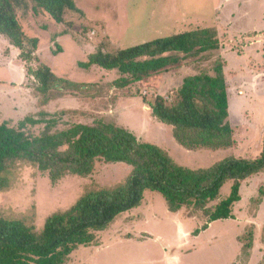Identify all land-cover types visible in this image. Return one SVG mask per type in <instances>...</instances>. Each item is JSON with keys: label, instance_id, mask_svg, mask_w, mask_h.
I'll use <instances>...</instances> for the list:
<instances>
[{"label": "rangeland", "instance_id": "1", "mask_svg": "<svg viewBox=\"0 0 264 264\" xmlns=\"http://www.w3.org/2000/svg\"><path fill=\"white\" fill-rule=\"evenodd\" d=\"M75 2L80 12H69L63 24L45 14L25 18L26 34L39 39L35 54L39 59L26 62L0 36V123L15 127L27 117L42 119L44 111L58 118L59 130L104 119L142 142L165 149L176 163L189 169H205L228 157L260 156L264 145V0ZM203 28L217 29L222 44L218 55L209 62L183 63L131 90L115 88L114 82L121 77L116 71L79 66L99 48L125 49ZM218 59L225 63L234 145L227 150L189 151L176 142L169 125L154 119L147 101L177 89L187 76L212 73ZM40 62L86 89L72 86L57 99L41 103L28 78V67ZM43 128L37 126L35 132ZM131 170L123 163L98 162L88 177L68 175L53 184L35 165L18 162L5 174L8 186L0 192V219L22 221L40 233L50 216L67 211L88 191L124 183ZM231 186H224L219 199L207 208L227 198ZM241 197L234 206V218L213 222L196 235L207 222L203 210L184 208L173 213L159 193L149 191L140 207L123 213L110 230L99 234L95 246L80 247L67 264H264V173L243 183Z\"/></svg>", "mask_w": 264, "mask_h": 264}, {"label": "trees", "instance_id": "2", "mask_svg": "<svg viewBox=\"0 0 264 264\" xmlns=\"http://www.w3.org/2000/svg\"><path fill=\"white\" fill-rule=\"evenodd\" d=\"M69 12H80L75 0H0V36L26 62L39 59L35 55L39 39L26 34L25 18L45 14L63 24ZM221 49L217 29L203 28L125 49L99 48L79 66L118 72L121 77L114 86L124 91L183 63L209 62ZM28 78L34 95L45 105L72 86L87 87L57 76L42 62L28 67ZM147 104L154 119L169 125L176 142L186 150L219 151L234 145L225 63L221 59L212 73L187 76L180 87L165 95L155 94ZM40 116L42 119L27 117L15 127L0 123V192L8 186L5 174L18 162L35 165L53 184L68 175L88 177L98 162L123 163L132 170L124 183L88 191L67 211L50 216L40 233L22 221L0 219V264H67L80 247L95 246L99 234L110 230L123 213L140 207L149 191L159 193L173 213L184 208L203 210L207 222L195 232L198 235L213 222L234 218L243 183L264 173V145L255 159L228 157L205 169H189L176 163L165 149L142 142L104 119L59 130L56 116L45 111ZM41 125L43 130L36 133ZM228 183H232L229 196L208 209Z\"/></svg>", "mask_w": 264, "mask_h": 264}, {"label": "crops", "instance_id": "3", "mask_svg": "<svg viewBox=\"0 0 264 264\" xmlns=\"http://www.w3.org/2000/svg\"><path fill=\"white\" fill-rule=\"evenodd\" d=\"M10 46V45H9ZM10 49H12V47H10ZM14 49V48H13Z\"/></svg>", "mask_w": 264, "mask_h": 264}]
</instances>
